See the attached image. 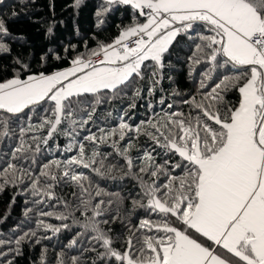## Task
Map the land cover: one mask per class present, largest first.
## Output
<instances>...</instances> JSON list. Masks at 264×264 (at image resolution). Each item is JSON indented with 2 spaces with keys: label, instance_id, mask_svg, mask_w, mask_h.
Wrapping results in <instances>:
<instances>
[{
  "label": "snow or ice",
  "instance_id": "6c2138e0",
  "mask_svg": "<svg viewBox=\"0 0 264 264\" xmlns=\"http://www.w3.org/2000/svg\"><path fill=\"white\" fill-rule=\"evenodd\" d=\"M117 6L131 22L111 42L48 49L40 63L56 62L51 71L17 58L0 77V193L20 189L37 215L34 229L0 239V264H13L29 240L73 229L55 264H264V0H101L96 27ZM10 35L0 18V55L11 53ZM179 38L189 42L194 91L173 89L178 103L160 95L132 123L143 93L164 91ZM125 98L113 126L97 124L103 105ZM52 144L74 154L44 160ZM108 180L132 188L109 190ZM63 187L70 199L57 194ZM39 264H49L47 248Z\"/></svg>",
  "mask_w": 264,
  "mask_h": 264
},
{
  "label": "trees",
  "instance_id": "16d2710c",
  "mask_svg": "<svg viewBox=\"0 0 264 264\" xmlns=\"http://www.w3.org/2000/svg\"><path fill=\"white\" fill-rule=\"evenodd\" d=\"M101 3V0H81L79 7H73L74 0H3L0 3V18L6 22L9 29L10 37L7 43L11 47L10 54L0 55V77L9 78L13 69L18 67L15 64L16 59H20L23 63L30 65L33 71H40L46 68L51 71L52 65L56 62H50L48 65L41 66L40 57L48 50L55 49L62 52L63 47L69 44H75L78 48H82L87 42L90 47H95L97 41L111 42L119 33V26L128 25L131 22V10L117 6L113 8L104 17V24L99 28L96 27L97 18L96 11ZM52 27L53 32L48 33V28ZM180 43L177 44L169 58L170 67L164 69V79L161 82V87L164 89L162 93L153 97H147L146 92L143 93L144 99L137 101V108L132 112V123H138L142 119L147 118V104L155 103L160 95L169 97L168 102L178 103L179 97H171L173 89L187 95L195 89L196 80L195 74L189 76V68L186 63V56L189 54L188 41L184 38H179ZM66 67V64L60 65ZM171 77V79H168ZM230 100H235V96L230 95ZM127 98L123 100H115L111 104H106L99 110V120L97 124L100 126L111 127L117 121L115 117L120 115V110L127 107ZM47 106V105H46ZM159 111V106L157 107ZM108 112H112V117L107 120L104 117ZM92 131H96V125L91 127ZM87 133L80 131L77 139H81ZM11 143V141H9ZM61 148L67 143V139L59 136L56 139ZM143 143V140L141 141ZM103 151H110L104 147ZM74 153H63L55 151V144H52V149L45 150L43 159H65L67 156ZM109 190L121 191L126 193L132 188L130 181H113L108 180L102 184ZM72 191L69 187L57 189V194L64 198H69V193ZM20 189L9 187L6 191L0 193V219H3L5 213H8V218L0 223V239H14L22 231H27L29 228H35L37 219L36 211L31 201L32 197L26 194H17ZM15 196V203H11ZM11 207L9 208V205ZM25 208H34L28 217L24 216ZM39 208L44 211H61L59 207L49 208L47 205H40ZM46 222L59 224L53 218H45ZM135 222V215L132 217ZM70 223V221H69ZM17 225L20 227L17 228ZM116 232L120 231L119 225H112ZM17 228L14 233L12 230ZM75 229H73V232ZM73 232H62L59 235L44 233L42 230L38 232V237L48 235L51 239H41L39 244L35 240H29L21 245L22 254L16 256L13 264H39L41 252L47 248V259L49 264H55L57 253L61 250L68 251L64 246L72 238ZM119 246V245H117ZM6 250V249H5ZM75 254L74 251L69 252V255ZM9 259L12 256L9 255Z\"/></svg>",
  "mask_w": 264,
  "mask_h": 264
}]
</instances>
